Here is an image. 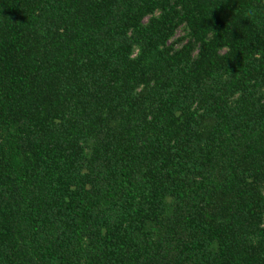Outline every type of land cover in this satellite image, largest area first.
Wrapping results in <instances>:
<instances>
[{"label": "trees", "instance_id": "obj_1", "mask_svg": "<svg viewBox=\"0 0 264 264\" xmlns=\"http://www.w3.org/2000/svg\"><path fill=\"white\" fill-rule=\"evenodd\" d=\"M0 264H264V0H0Z\"/></svg>", "mask_w": 264, "mask_h": 264}]
</instances>
